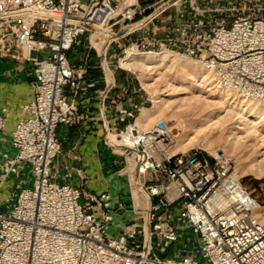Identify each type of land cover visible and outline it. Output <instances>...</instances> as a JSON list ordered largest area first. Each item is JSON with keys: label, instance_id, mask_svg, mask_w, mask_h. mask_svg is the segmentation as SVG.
Masks as SVG:
<instances>
[{"label": "built area", "instance_id": "1", "mask_svg": "<svg viewBox=\"0 0 264 264\" xmlns=\"http://www.w3.org/2000/svg\"><path fill=\"white\" fill-rule=\"evenodd\" d=\"M147 18L134 29H147L132 44L136 50L186 57L216 88L264 103V0H0V53L12 47L33 76L26 116L10 132L15 153L0 162V188L26 165L32 179L7 210L0 202V264H264V213L233 161L199 146L172 153L174 135L163 120L139 127L147 99L129 69L123 70L130 86H121L112 124L106 123L128 148L121 151L126 167L129 157L133 165L127 181L135 218L109 235L112 211L124 204L108 191L95 194L58 179L59 128L90 120L78 95L90 50L102 69L92 37L101 48L109 41L107 62L110 47L133 30L118 32ZM111 74L106 90L104 71L102 102L116 85ZM136 181L150 200L148 231L147 201Z\"/></svg>", "mask_w": 264, "mask_h": 264}, {"label": "crops", "instance_id": "2", "mask_svg": "<svg viewBox=\"0 0 264 264\" xmlns=\"http://www.w3.org/2000/svg\"><path fill=\"white\" fill-rule=\"evenodd\" d=\"M139 2L148 4L152 0H139ZM145 31L140 30L134 33L133 30L120 40L129 39L132 41V45L134 44V38L131 37H134V34L139 37ZM115 44L110 47L109 52L114 53L113 46ZM89 69H92L90 65H88ZM32 80L33 76L30 66L21 60L19 54L0 53V116H3L5 120V128L0 131V162L4 153L9 155L15 153V149L10 142V132L16 122L26 116L22 109L32 99ZM102 80L104 79L101 77L94 79L90 74H86V81L78 95V103L82 110L89 112L90 120L80 127L59 128L58 137L61 149L53 168L58 172V179L60 181H69L74 185H77L78 182L75 179H70L68 176L73 170L82 168L89 178V183L84 189L95 194L108 191L112 195L114 202L120 201L124 204V210L112 211L113 221L108 225V233L111 236H117L136 216L135 211L133 212L131 208L129 184L125 183L127 180L119 177L122 174L114 175L111 180L103 183L100 168L103 164H109V166H114L118 169L119 164L125 162V159L119 153L117 154L123 157V159L112 155L115 154L112 148H108L112 151L111 153L107 149L100 147L97 142L98 133L102 131L103 134V118L100 110L102 109L104 119L111 126L112 122L110 119L116 114V107L120 98V88L121 86H130V83L125 80V76L124 81L121 83H118L115 79V87L111 89L106 95L104 102H102L101 95L105 89V82L102 83ZM98 81L102 83V89L95 87V83ZM93 87L95 88L93 89ZM97 93H99L98 96H96ZM31 182L32 179L27 165L24 166L19 174L10 175L0 188L2 211L7 210L13 204L17 193L22 188L31 185ZM122 183L125 184L127 189L126 196L122 194L123 190L119 186ZM133 197L136 199L134 194Z\"/></svg>", "mask_w": 264, "mask_h": 264}, {"label": "rangeland", "instance_id": "3", "mask_svg": "<svg viewBox=\"0 0 264 264\" xmlns=\"http://www.w3.org/2000/svg\"><path fill=\"white\" fill-rule=\"evenodd\" d=\"M131 38H134V41H135L137 40L138 36L134 34V37H131ZM131 43L132 41L129 39L119 40L118 43L113 46V49L115 50L114 53L108 52L107 54L106 61L108 62L109 68L111 70L112 69L114 70L115 79L118 83L123 82L124 76H125V72L123 70L125 69V67L121 66L119 62L120 58L125 57L128 50H132L137 54L142 53V55H146V53H143V51L136 50L134 48V45H131ZM86 52H84V55L88 53ZM8 53L10 54L14 53V50L12 47L10 48ZM147 54H151V53H147ZM152 54H156V55L166 54L167 56L172 57L175 63L171 67H169L170 64H168L166 67L164 66L159 67L158 71L153 69L152 71H149L148 73L142 70L133 71L131 72L132 82L140 89V92L144 94L145 98L147 99L144 104V108L153 107L154 106L153 101L157 100L158 98L165 99V100L167 99L172 100V102H170L169 105L167 103L164 104V106L168 105V109L164 111L163 114L160 115V117L156 118V122L158 120H163V121L172 120L168 122V124L175 123L176 121H179L181 123L178 127V130L172 131L174 135L173 136L174 144L171 149V152L174 153L172 150L175 147L181 148V152H186L194 147H197L195 142L190 141V138L193 136L197 137L198 139L207 138L211 142V146H210V149H208V152L211 155L215 156V154L211 153L214 150L213 152H215L216 154L221 153L224 156L230 158L233 161L235 168L238 171V174L242 177L243 184L252 192V195L256 199L257 203L260 206L264 207V176L260 178H256L248 174V169L250 168L251 163L256 162L257 160L259 161L261 159L262 160L264 159V154L259 153V151L264 152V149L260 150L258 148L259 147L257 145L259 144L258 139L256 137H250L249 140L245 143L237 142L235 144H232L233 140H231L228 144L227 143L225 144L226 146L224 145L223 143L224 140H222L223 138L220 140V137H223L222 136L223 134L224 136H226L228 134V131H230V128H232L235 125L234 123L237 118V115H234L232 119H230V121L226 122L224 124L225 127L213 125V126H209L203 129L204 131L197 132L198 130L197 128L200 127V124L205 122V121H202L203 115L207 113L208 111H210L212 108H207L206 106L201 105V103L196 104L193 100H191L190 97L192 96V94L190 93V89H189L190 87H188V85H183L179 81L180 79H177V78L175 79L174 77L176 76L177 73L180 72L181 68L188 70L189 65L194 66V67L200 66V65L194 61H191L190 59L186 57H183L180 55H173L168 52L152 53ZM88 58H87V63L88 65L92 67V69H89L87 71V74H90L94 79H99L100 77L104 79L105 78L104 71L100 68V61L98 59L97 53L94 50H90ZM119 65L122 69L119 68ZM153 65H156V64L153 63ZM183 79L187 81L185 75L183 76ZM102 83H104V80H102ZM102 83L100 81L96 82L95 87L97 89H102L103 87L101 85ZM147 83L152 84V85L147 86L146 85ZM95 87H93V89ZM98 95L99 93L96 94V96ZM97 112H99V110H97ZM219 114H220L219 117H221L222 115L225 114V112H222ZM142 129L147 130L146 128H143V127ZM260 130L264 132V125L260 127ZM177 131L179 134L178 136L175 137V135L177 134ZM111 133L112 134L114 133L115 135H117L115 132L111 131ZM107 137H108V134H107ZM97 144L100 147H103V149L105 148L108 151H110L109 150L110 147H108L102 140V131L98 133ZM110 152L112 153V151ZM112 155H115L119 159H123V157H121L117 153L112 154ZM128 161L129 162H128L127 167L125 165V162H123L122 164H119L118 169H116L114 166H109V164H103L100 168L101 179L103 183H106V181L111 180L112 177H114V175H118V174H122V176H119V177L124 178V180H127V177L129 176V181L131 182L130 177L132 174H130L129 172H131L132 163L130 162V160ZM263 163L264 161L262 162V165L264 168ZM68 177L70 179H75L78 182V184L82 186L83 188H85L89 183V178L88 176H86L82 168H77L76 170H73L71 174H69ZM126 182L128 183V181H125V183ZM119 186L123 190L122 194L126 196L127 189H126L125 184L122 183ZM136 193H133V194L135 198H138L140 201L139 193L138 192ZM140 205H141V202H140ZM262 211L264 213V210Z\"/></svg>", "mask_w": 264, "mask_h": 264}, {"label": "bare ground", "instance_id": "4", "mask_svg": "<svg viewBox=\"0 0 264 264\" xmlns=\"http://www.w3.org/2000/svg\"><path fill=\"white\" fill-rule=\"evenodd\" d=\"M102 43H103L102 40L95 39V36L92 37V44L95 46V48L98 51L101 52L103 50V48H101ZM119 62L121 66L125 67L126 69H129L131 72L142 70V71H146V73L152 71L153 69L158 71L159 67L162 66L166 67L168 64H170L169 67H171L175 63L174 59L170 56H167L166 54L156 55L152 53L151 54L146 53V55H142V53L137 54L132 50H128L125 57L120 58ZM104 63L106 68L108 69V72L111 73L112 70L108 68V64L107 62H105V58H104ZM153 63H155L156 65H153ZM184 75L186 76L187 81L183 79ZM174 78L180 79L179 81L183 85H188V87H190L189 88L190 93L192 94L190 99L193 100L196 104L201 103V105L206 106L207 108H212L210 111H208L203 115L202 121L205 122L200 124V127L197 128L198 129L197 132L204 131L203 129L213 125L224 126V124L230 121V119H232L234 115H237V118L234 123L235 125L232 128H230V131H228V134L226 136H224L223 134L222 135L223 137H220V140L223 138L222 140H224L223 143L225 145L226 143L228 144L231 140H233L232 144H235L237 142L245 143L249 140L250 137H256L259 143L257 144L259 146L258 148L260 150L264 149V132L260 130V127L264 125V103L244 101L239 97L237 98V96L234 94L236 96L235 97L231 92L216 88L215 85L213 84L212 78L209 75V73H207L201 66L194 67L189 65L188 70L181 68L180 72L177 73ZM106 79L110 81V77L108 76V74L106 76ZM146 85L150 86L152 84L147 83ZM170 102H172V100L170 99L165 100L158 98L157 100L153 101L154 103L153 107L142 109L140 115L136 119V123L138 124V126L141 128L143 127L146 129L148 128L151 129L156 123V118L160 117V115H162L163 112L168 109V105ZM165 103H167L168 105L164 106ZM222 112H225V114L219 117L220 116L219 113ZM170 121L172 120H167L165 122L168 124V122ZM170 124H168V126L173 131V130H178V127L181 123L179 121H176L175 123H172L171 126ZM178 134L179 133L177 131L175 137L178 136ZM106 139H107V134H106ZM107 140L110 143L117 146L126 145L123 138H121L118 134L117 135H115L114 133L112 134L111 131L108 132ZM190 141L195 142L196 146H199L206 151H208V149H210L211 146V142L207 138L198 139L197 137L193 136L190 138ZM113 151L115 153L122 154L121 149H113ZM172 151L174 153L177 152L180 153L181 148L175 147L173 148ZM213 151L211 153L216 155V153ZM259 153L264 154V152H260V151ZM128 160H130L131 162L130 157L128 158ZM263 161L264 159L263 160L261 159L259 161L257 160L256 162L251 163L250 168L248 169V174L256 178H260L264 176V168L262 165ZM132 169H133V165L131 167V171ZM130 178L132 182L133 181L132 175ZM133 192L136 193L138 192V190L133 189ZM135 203L136 206H140V201L138 198L135 199ZM260 209L264 210V207L260 206Z\"/></svg>", "mask_w": 264, "mask_h": 264}, {"label": "water", "instance_id": "5", "mask_svg": "<svg viewBox=\"0 0 264 264\" xmlns=\"http://www.w3.org/2000/svg\"><path fill=\"white\" fill-rule=\"evenodd\" d=\"M150 18V17H149ZM149 18L139 22V23H135V24H132L128 27H126L125 29L121 30L118 32L117 34V37H120L122 35H124L125 33L131 31V30H134L142 25H144L148 20ZM109 41L106 43V45L104 46L102 52H101V67L102 69L108 74V76L110 77V81H109V84L107 85L106 87V90H108L112 84H113V76L110 72H108V69L106 68L105 66V63H104V56H105V51H106V47L108 45ZM101 112V115H102V118H103V134H102V140L103 142L110 148H113V149H121V150H128V148L124 147V146H117V145H114L112 143H110L107 139H106V134L108 133V126H107V123H106V120L104 119V116H103V112H102V109L100 110ZM137 161H139V155L137 156ZM136 185L138 186L139 190L141 191V193L145 196L146 198V201H147V209H146V227H147V231H148V228H149V220H148V216H149V207H150V200H149V197L146 195V193L142 190V188L139 186V183L138 181H136ZM148 241V240H147Z\"/></svg>", "mask_w": 264, "mask_h": 264}]
</instances>
